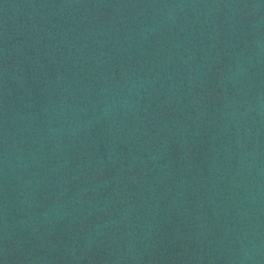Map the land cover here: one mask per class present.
Masks as SVG:
<instances>
[{"label": "water", "instance_id": "obj_1", "mask_svg": "<svg viewBox=\"0 0 264 264\" xmlns=\"http://www.w3.org/2000/svg\"><path fill=\"white\" fill-rule=\"evenodd\" d=\"M0 264H264V0H0Z\"/></svg>", "mask_w": 264, "mask_h": 264}]
</instances>
